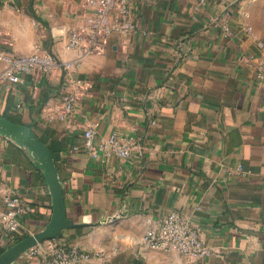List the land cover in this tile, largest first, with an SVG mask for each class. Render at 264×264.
<instances>
[{"label": "crops", "instance_id": "0c3cea01", "mask_svg": "<svg viewBox=\"0 0 264 264\" xmlns=\"http://www.w3.org/2000/svg\"><path fill=\"white\" fill-rule=\"evenodd\" d=\"M81 1L0 0V47L75 60L65 38ZM129 9L137 31L111 33L104 53L67 71L90 88L65 120L44 111L61 80L24 73L1 89L0 114L52 150L68 217L92 224L61 239L100 253L80 264H264V85L255 74L264 65V0H129ZM87 125L95 144L112 132L131 136L133 156L93 157L83 148ZM0 188L27 207L18 235L0 220L5 249L47 223L51 197L42 172L1 135ZM172 210L211 254L187 259L142 243ZM4 211L0 201V219Z\"/></svg>", "mask_w": 264, "mask_h": 264}, {"label": "built area", "instance_id": "2783aa9c", "mask_svg": "<svg viewBox=\"0 0 264 264\" xmlns=\"http://www.w3.org/2000/svg\"><path fill=\"white\" fill-rule=\"evenodd\" d=\"M222 28L226 33H230L227 23H224ZM137 29V23L129 9V0H82L75 23L65 38V46L79 52L75 59L77 60L86 55L104 53L111 33H130L136 32ZM5 43L10 44L9 41ZM75 60L62 62L52 52L41 48L20 54L0 47V62L4 64L0 72V93L3 84L19 82L24 73L44 75L49 80H61L56 102L46 104L44 111L48 120H65L89 93L90 88L89 80L67 72ZM255 74L264 85V65H257ZM94 136L93 126L87 125L83 132V148L93 157L102 153L105 156L128 159L133 156L137 146L131 136L118 132L110 133L98 144L94 143ZM236 171L243 173L240 166ZM0 201L5 205L0 219L3 228L11 237L18 235L20 217L27 212V207L16 193L3 191L1 188ZM142 243L151 248L176 251L187 259L213 252L204 244L198 228L183 214L174 210L163 215L157 225L144 234ZM99 255L97 251L83 249L56 237L30 247L23 257L27 264H80Z\"/></svg>", "mask_w": 264, "mask_h": 264}, {"label": "water", "instance_id": "95a60500", "mask_svg": "<svg viewBox=\"0 0 264 264\" xmlns=\"http://www.w3.org/2000/svg\"><path fill=\"white\" fill-rule=\"evenodd\" d=\"M0 135L18 145L35 168L42 172L51 197V215L47 223L41 229L14 241L0 252V264H13L23 257L30 247L46 239L61 237L67 229L85 227L92 224L76 222L68 217L53 152L30 126L15 122L0 114ZM116 217L117 215L110 216L107 221Z\"/></svg>", "mask_w": 264, "mask_h": 264}, {"label": "trees", "instance_id": "16d2710c", "mask_svg": "<svg viewBox=\"0 0 264 264\" xmlns=\"http://www.w3.org/2000/svg\"><path fill=\"white\" fill-rule=\"evenodd\" d=\"M17 239H18V238H17ZM3 250H4V248H1V249H0V252L3 251Z\"/></svg>", "mask_w": 264, "mask_h": 264}]
</instances>
